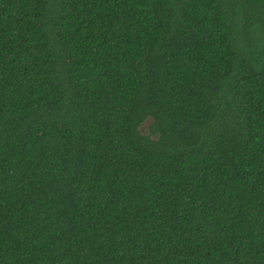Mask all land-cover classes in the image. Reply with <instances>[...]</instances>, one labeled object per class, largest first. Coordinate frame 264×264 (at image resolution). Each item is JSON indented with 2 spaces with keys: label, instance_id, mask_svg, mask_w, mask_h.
<instances>
[{
  "label": "trees",
  "instance_id": "16d2710c",
  "mask_svg": "<svg viewBox=\"0 0 264 264\" xmlns=\"http://www.w3.org/2000/svg\"><path fill=\"white\" fill-rule=\"evenodd\" d=\"M257 2L0 0V264H264Z\"/></svg>",
  "mask_w": 264,
  "mask_h": 264
},
{
  "label": "flooded vegetation",
  "instance_id": "af4514ba",
  "mask_svg": "<svg viewBox=\"0 0 264 264\" xmlns=\"http://www.w3.org/2000/svg\"><path fill=\"white\" fill-rule=\"evenodd\" d=\"M258 4H262V3H264V0H258V2H257ZM257 6L258 5H256V4H254V7H252V6H250V8L249 9H247L246 8V10H247V15L249 14V12H250V9L254 12V14H252L251 15V17L252 18H250V19H252V20H254V21H263V19H261V17H260V13L262 12V9L259 7V8H257ZM246 15H243V17H245ZM251 21H248V23H250ZM243 30V29H242Z\"/></svg>",
  "mask_w": 264,
  "mask_h": 264
},
{
  "label": "rangeland",
  "instance_id": "374dc122",
  "mask_svg": "<svg viewBox=\"0 0 264 264\" xmlns=\"http://www.w3.org/2000/svg\"><path fill=\"white\" fill-rule=\"evenodd\" d=\"M149 124V121H146L145 124L142 126V128H140V131L145 134L147 131V126Z\"/></svg>",
  "mask_w": 264,
  "mask_h": 264
}]
</instances>
